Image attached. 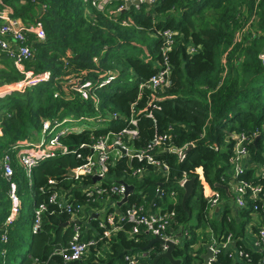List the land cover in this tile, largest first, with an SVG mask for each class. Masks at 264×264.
I'll return each instance as SVG.
<instances>
[{
  "label": "trees",
  "instance_id": "1",
  "mask_svg": "<svg viewBox=\"0 0 264 264\" xmlns=\"http://www.w3.org/2000/svg\"><path fill=\"white\" fill-rule=\"evenodd\" d=\"M109 1L105 9L100 10L91 0H2L13 6L21 18L31 20L37 16L41 19L47 41L34 45V56L27 61V68L36 72L51 71V79L25 92L13 91L0 98V115L4 117L0 157L4 152L10 155L15 169L13 180L19 193L31 191L34 209L41 203L48 206L42 213L38 232L27 227V217H33L34 212L20 214L7 230L8 239L3 240L11 201L10 182L0 169V264H125L128 254L140 255L139 264H152L163 253L159 242L147 248L154 238L151 232L143 229L131 237L132 224L125 222L111 237L92 248L100 250L103 243L108 244L107 259L99 257L77 262L63 259L59 251L72 240L74 224L64 225L72 215L49 203L50 195L56 188H62L75 194L70 201L91 206L98 201L88 202L83 193L84 187L94 183L91 176L81 179L68 176L70 168L85 161L74 153L41 161L33 168L32 186H28L29 178L12 145L35 138L45 120L81 114L90 117L101 110H107L111 116L116 113L108 127L62 137L65 145L75 148L91 141V135L99 137L108 131L133 127L129 122L132 116L138 119L135 126L138 135L131 139L125 136V141L133 149L147 148L156 135L164 134L169 136L168 143L190 147L182 160L172 152L159 154L169 164L168 175L153 165H145L142 179L130 176L131 169L143 163L123 156L112 160L103 180L104 184L125 180L134 185L121 211L136 204L143 205L147 211L160 206L161 211L176 212L169 232L177 237L181 230L185 233L172 252L176 259H181V264H203L204 244L209 242L204 230L209 223L217 228L218 222L209 220L205 189L214 188L224 194V184L231 181L229 159L234 153V142L228 137L232 132H245L249 137L258 132L264 139V65L259 58L264 48V0H144L127 10L120 8L125 6V0ZM254 15L256 35L244 34L241 40L236 39ZM166 30L173 32L172 39L166 38ZM169 40L172 42L168 49ZM167 64L171 69L168 87L141 88ZM108 69L117 70L119 75L94 91L100 98L98 109L92 99L85 100L79 95L72 100L55 96L69 70H86L88 77L96 81L97 76ZM150 113L153 116H149ZM261 138L257 144L253 141L249 146L252 161L257 164L264 163ZM82 152L87 155L90 150ZM184 172L195 178L194 193L186 207L182 204L185 188L179 184ZM242 177L264 185V178L257 177L251 167L246 168ZM50 178L57 183L50 184ZM160 189L162 195L158 193ZM111 199L117 204L119 197ZM263 209L260 210L264 215ZM116 211L112 206L107 214ZM243 211L247 216L252 212L251 209ZM194 217L198 223L192 226L190 222ZM91 223L101 234L98 220L92 218ZM219 223L217 240L224 242L233 233L236 247L231 251L221 247L213 264H264L263 250L244 245L243 224L226 216ZM198 228L203 231L198 233ZM100 234L93 236L82 231L81 238ZM199 242L202 246L196 250L194 246ZM239 249H245L248 256H238ZM158 264L171 263L161 258Z\"/></svg>",
  "mask_w": 264,
  "mask_h": 264
},
{
  "label": "built area",
  "instance_id": "2",
  "mask_svg": "<svg viewBox=\"0 0 264 264\" xmlns=\"http://www.w3.org/2000/svg\"><path fill=\"white\" fill-rule=\"evenodd\" d=\"M141 1L143 2L144 0ZM91 2L98 9L103 10L110 1L91 0ZM120 8L125 9V6ZM254 21L255 15L251 20L247 21L242 31L237 34L236 39L241 40L244 34H246V36L251 33L256 35V31L253 27ZM164 34L167 39H172L173 32L171 30L164 31ZM46 41L47 33L40 18L22 21L19 18L15 19L11 17L7 12L0 11V54L6 55L12 59L16 67L22 73L21 79L17 82L0 85V98L11 94L13 91L25 92L28 88L47 82L51 79V71L36 72L33 69H25V63L34 56V45ZM171 42L172 40L168 41V49ZM259 58L264 65V48L260 52ZM118 75V71L114 69L105 70L101 78L97 81L86 78L84 73L69 75L65 78L66 82H61V88L55 91V96H63L61 94L63 93L62 91L68 90L73 95L75 93L80 94L85 100L92 99L98 109L100 98L94 91L97 88L111 83L118 77ZM170 75V66L168 64L166 66H161L147 83L141 85V88L147 87L153 90L164 89L171 83ZM116 116V113H113V117ZM149 116H153L152 113H150ZM91 118L92 117L89 116H81L78 120H89ZM74 121L76 120L71 117L45 120L42 126L41 139L35 142L24 140L15 143L12 146V149L17 153L16 155L29 178L30 184L33 168L40 164L41 161L55 157L59 154L65 155L74 153L78 158H83L85 161L79 166L70 168L74 172L72 178L81 179L84 176H91L94 179L95 176L100 177V180L94 181L92 185L85 188L84 194L88 198V202L104 201L106 198H111L113 196L119 197V202L125 196L127 186L119 181L110 184L103 183V180L107 177L110 170L112 160L128 156L130 159H136L139 162H142L143 165L132 168L131 172H129L130 176L142 179L146 172L145 165H153L160 169L164 174L168 175L170 167L165 160L159 157L161 152L167 151L175 153L181 160L185 158L187 153V148L178 147L172 143H168L167 140L169 136L167 134L156 135L147 148L133 149L125 141V136L131 139L138 135V130L135 127L138 124V119L134 116H132L129 121L133 127H125L119 132L108 131L99 137L91 135V141L82 142L79 147H73V149H71L69 146L65 145L61 139L63 136L69 135L75 131H81L75 126H65V124ZM262 131L264 133V125ZM3 134V122L1 120L0 137L3 136ZM261 135L262 134L255 132L254 137H249L245 132H232L228 137V140L234 142V153L229 159L231 165V180H234V200L241 209H251L252 212L261 211V207L264 208V185L252 183V181L242 177L246 171L243 160L251 156L249 146L253 141L255 143L257 137L260 139L262 137ZM156 147L159 149L156 150ZM83 149H89L90 152L85 155L82 152ZM0 164L4 168V177L10 182L9 198L11 201V209L5 222V233L2 235V239L7 240V230L9 226L21 213L22 198L18 191V185L13 180L15 169L8 153H5L0 157ZM261 165L263 168L261 172L262 174L257 175V177L261 176L264 178V163H261ZM189 179L190 177L184 172L179 184L184 187ZM48 182L55 185L57 180L50 178ZM158 193L162 195L163 191L160 189ZM172 194L174 195V193ZM206 199L208 209L210 212H213V210L223 201V194L221 191L215 190L212 194L208 195ZM49 203L57 205L60 209L76 218H78L85 209V204L82 202L61 200L56 190L50 195ZM114 204L115 203L110 204L107 211ZM47 209L48 206L46 203H41L35 208L32 224V231L34 233L39 231L41 227L42 213ZM107 211L102 213L101 217L97 216L95 218L98 220L99 228L102 230V233H99V237L82 239V225L76 221L73 223L75 231L73 238L67 247L62 248L59 251V254L62 255L65 261H82L90 249L96 247L103 239L111 237L114 232L122 227L121 224L125 222H130L132 224V228L129 230L131 237L140 233L144 229L147 232H151L154 237L158 236L164 239L165 242L162 243V252H165L169 247L166 243L167 241H172L175 245L181 243L179 237L174 236L169 232V227L176 217V212L174 210L150 212L147 211L143 205L131 204L128 205L124 211H121V214H117V211L115 213L111 212L107 214ZM255 234L257 239L254 248H259L264 251V216L260 225L256 227ZM208 244L213 252V256L209 259L208 264H213L217 259V254L220 252L221 247H225L228 251H231L236 247V239L232 234H229L226 241L220 242L212 236ZM229 245H233V247H229ZM237 254L240 257L248 256L245 249H239ZM144 255L145 254H142V256ZM139 258L140 255L128 254L125 257V264H139Z\"/></svg>",
  "mask_w": 264,
  "mask_h": 264
},
{
  "label": "crops",
  "instance_id": "3",
  "mask_svg": "<svg viewBox=\"0 0 264 264\" xmlns=\"http://www.w3.org/2000/svg\"><path fill=\"white\" fill-rule=\"evenodd\" d=\"M129 1L130 0H126L125 1V9L124 10H127L131 6L135 5V4H132L131 6H127V3ZM139 5H135V6H139ZM113 9H114V7H113ZM0 11L7 12V14H10V16L13 17V18H15V19H18L19 18L22 21H25L26 19H28V18H26V19L25 18H21V16H17L16 13H15L14 7L11 6V5H9V4L3 3L2 0H0ZM39 12L40 13L43 12L42 7H40ZM36 17H34V19ZM25 69L30 70V69H33V68H31V67L30 68H27V62H26L25 63ZM104 71L105 70H103L97 76L96 81L101 78V76L103 75ZM68 72H69V74L66 77H64V79L67 78L69 75H78V74L84 73V75H85L86 78L94 80L93 78L88 77V71H86V70H69ZM12 77H14V78H12ZM19 77H22V73L16 67V65L14 64V62L12 61V59H10L9 57H7L6 55H1L0 54V85L5 84V83H13L14 80H16ZM61 91H62V89H61ZM62 92L63 93H61V94L67 100H72L76 95H79L80 96V94H76V93L73 95L68 90H65V91H62ZM71 116H73V115H68V116H65V117H71ZM81 116H87V115L81 114V115H79V118ZM63 118H61V119H63ZM99 119H102V118H99ZM114 119H115V117H113V115L112 116L110 115V117L108 118V121L111 122ZM1 120H2V122L4 121V117L2 115H0V121ZM109 125H110V123L107 125V127ZM75 127L78 129L77 126H75ZM87 129H89V128H82V129H79V130L84 131V130H87ZM91 129H96V128H91ZM75 132H80V131H75ZM41 136H42V129H41V131L39 133L36 132L35 138H28V139H25V141L35 142V141H38L39 139H41ZM261 139H263V138H261ZM263 146H264V139H263ZM69 147L71 148L73 146H69ZM5 153L6 152H4L3 154H5ZM263 156H264V153H263ZM243 163H244V165H245L246 168L247 167H251V168L255 169L256 176L262 174L261 173L262 172V169H263L262 168V165L253 162L251 156L249 158L248 157L245 158L243 160ZM0 169L2 171V176H4L3 175L4 168L2 167L1 164H0ZM233 183H234V180H231L228 184H224L225 190L223 191L224 194L222 193L223 194V201L213 210V212H210V210L207 207V212H208L209 220L211 222H213V221L218 222V225H217V228L218 229L217 228L214 229L213 226H211V223H209V225L207 226V228L204 230V233H206L208 235L207 236V239H208L207 241H210V239H211L212 236H214L217 239V236H218L219 231H220L219 230V227H220V223L219 222L220 221H223V217L226 216L228 218V220L235 221L237 224H243V226H244V236L241 239H242V241H243V243H244V245L246 247H248V248H254V244H255L256 239H257L256 234H255V229L262 222V218H263L264 215L262 214L261 211L251 212L250 216H247L244 213L243 209H241L236 204V202L234 200V194H233L234 186H233ZM128 184H130V183L128 182ZM28 186L31 187L32 186V182H31V184L29 183ZM84 189H85V187L83 188V193H84ZM215 190L216 189H214V188H206L205 189L206 197L208 195L212 194ZM56 191L58 192V194L60 196V199L63 200V201L64 200H71V199H74L72 197H75V194L71 190H67L66 191V190H64L62 188H59V189L56 188ZM111 202H112V199L111 198H106L104 201H99L97 205H92L91 206L89 204H85V209L78 216V218L71 217V220H69L68 222L70 224V223H72L71 221H73V220L74 221H78L79 224L82 225L83 232L85 234H92L93 236H95L96 234H99V230H97L92 225L91 220H92V218L95 219L97 216L101 217L102 213H104L105 211H107L109 205L112 204ZM112 206H114L115 209H118V203L117 204H114ZM22 208H23V202H22ZM161 208L162 207L158 206L155 210H153V208H150L149 211L150 212H159V211L162 210ZM34 210L35 209L33 208V212H34ZM26 213L30 214L32 212H31V210H29V211H26L25 210V213H22V210H21V213L20 214L21 215L22 214L25 215ZM27 218H28V220H27V227L30 228V230L32 231V224H33V218H34V216L33 217H27ZM197 223H198V221L196 219L194 221H191L190 222V225L195 226ZM64 225H67V224H64ZM197 231H198V233H201L203 231V229L202 228H198ZM184 234L185 233H183V231L181 230V233L179 234V238L181 239V241H182V239L184 237L183 236ZM230 234L233 235V233H230ZM92 235L90 237H93ZM208 243L206 242L204 244V247L206 248V250L202 254L206 253L207 248L209 247V244ZM201 246H202V244L199 242L198 244H196L194 246V248L196 250H198V249L201 248ZM229 247H233V245H229ZM108 248H109V245L106 244V243H103L101 245V247H100V250L99 249H90L89 252L86 254V256L84 257V259L82 261H87V260L92 259V258L99 259V257H102L104 259H107V254L106 253L108 251ZM94 254H95V257H94ZM105 264H107V263H105Z\"/></svg>",
  "mask_w": 264,
  "mask_h": 264
},
{
  "label": "water",
  "instance_id": "4",
  "mask_svg": "<svg viewBox=\"0 0 264 264\" xmlns=\"http://www.w3.org/2000/svg\"><path fill=\"white\" fill-rule=\"evenodd\" d=\"M142 1L141 0H130L128 3H127V6H131L132 4H135V5H139ZM147 2H149V0H147ZM259 140V137L256 138L255 140V143L257 144ZM71 149H73V147H71ZM190 149V147H188L186 149V151H188ZM124 151V150H123ZM74 175V172L69 169L68 171V176L72 177ZM97 180H100V177H97L95 176L94 177V181H97ZM119 182L125 184L127 186V191L125 193V196L118 202V209H117V214H121V207L123 205H125L128 200H129V195L134 191L135 187L134 185L132 184H128L126 181L124 180H120ZM194 186H195V178H190L187 183L185 184L184 188H185V193H184V196H183V201H182V204L186 207V204H187V201L189 200V198L191 197V195L194 193ZM219 186V185H218ZM222 186V185H220ZM160 195V194H159ZM191 214V212H190ZM72 223H74L75 221H71ZM78 222V221H76ZM65 224H69V222L65 223ZM156 242H159V243H164L165 240L162 239L161 237H158V236H155L153 239L150 240V243L148 244L147 248H151L152 245ZM168 244V249L161 253L158 257H156L154 260H153V263L152 264H158V261L161 259V258H167L169 259L170 263L171 264H181L182 261L181 259H176L174 256H173V249L175 247V244L174 242L172 241H167L166 242ZM213 256V252H212V249L211 248H207V251L206 253H204L202 255L203 259H204V263L203 264H208L209 262V259Z\"/></svg>",
  "mask_w": 264,
  "mask_h": 264
},
{
  "label": "rangeland",
  "instance_id": "5",
  "mask_svg": "<svg viewBox=\"0 0 264 264\" xmlns=\"http://www.w3.org/2000/svg\"><path fill=\"white\" fill-rule=\"evenodd\" d=\"M20 78H17L16 80H14V82H17L18 80H20ZM9 95V94H8ZM101 115V116H100ZM90 117H93L89 120H78L79 115H73L71 116V118H74V122H69L67 124H65L66 127H71V126H77L78 129H82V128H96V129H101L104 127H107V125L109 124L108 118L110 117L109 112L107 110H101L97 113H95L94 115H91ZM102 118V119H99ZM21 198H22V202H23V208H22V213H25L26 211L31 210V212H33V197L31 194V191L28 190L26 191L25 194H21ZM192 205H195V199L192 202ZM28 214V213H26ZM196 220L195 217L193 218L192 221ZM29 223V222H28Z\"/></svg>",
  "mask_w": 264,
  "mask_h": 264
},
{
  "label": "bare ground",
  "instance_id": "6",
  "mask_svg": "<svg viewBox=\"0 0 264 264\" xmlns=\"http://www.w3.org/2000/svg\"><path fill=\"white\" fill-rule=\"evenodd\" d=\"M101 116V115H100ZM63 155V154H62ZM41 164V163H40Z\"/></svg>",
  "mask_w": 264,
  "mask_h": 264
}]
</instances>
